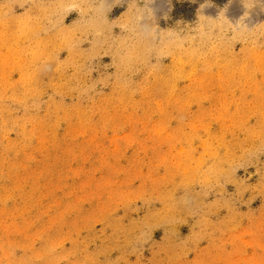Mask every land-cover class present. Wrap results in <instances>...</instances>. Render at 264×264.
Instances as JSON below:
<instances>
[{
	"label": "rangeland",
	"instance_id": "rangeland-1",
	"mask_svg": "<svg viewBox=\"0 0 264 264\" xmlns=\"http://www.w3.org/2000/svg\"><path fill=\"white\" fill-rule=\"evenodd\" d=\"M0 264H264V0H0Z\"/></svg>",
	"mask_w": 264,
	"mask_h": 264
}]
</instances>
